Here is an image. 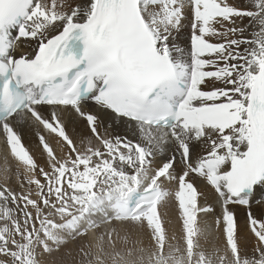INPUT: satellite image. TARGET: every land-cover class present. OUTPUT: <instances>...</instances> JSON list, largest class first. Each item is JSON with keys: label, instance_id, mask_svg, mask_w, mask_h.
<instances>
[{"label": "snow or ice", "instance_id": "6c2138e0", "mask_svg": "<svg viewBox=\"0 0 264 264\" xmlns=\"http://www.w3.org/2000/svg\"><path fill=\"white\" fill-rule=\"evenodd\" d=\"M0 264H264V0H0Z\"/></svg>", "mask_w": 264, "mask_h": 264}, {"label": "bare ground", "instance_id": "6f19581e", "mask_svg": "<svg viewBox=\"0 0 264 264\" xmlns=\"http://www.w3.org/2000/svg\"><path fill=\"white\" fill-rule=\"evenodd\" d=\"M182 39L183 40H187V36L186 35L183 36ZM74 127H75L76 131H79V130H81L83 128V124H82V122H80L79 124L75 125ZM25 131H26L25 143L29 144V145H34V143L36 142V138H35L34 134L32 132L28 131V130H25ZM69 131L70 132L73 131V126L72 125L69 126ZM239 215H240V218L242 220L243 219L242 210L240 211Z\"/></svg>", "mask_w": 264, "mask_h": 264}]
</instances>
